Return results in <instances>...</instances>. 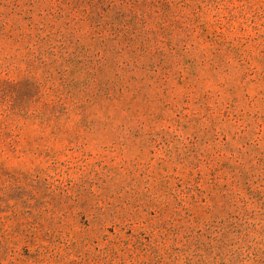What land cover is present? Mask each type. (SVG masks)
<instances>
[{
    "label": "rangeland",
    "instance_id": "374dc122",
    "mask_svg": "<svg viewBox=\"0 0 264 264\" xmlns=\"http://www.w3.org/2000/svg\"><path fill=\"white\" fill-rule=\"evenodd\" d=\"M0 264H264V0H0Z\"/></svg>",
    "mask_w": 264,
    "mask_h": 264
}]
</instances>
